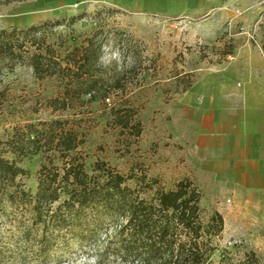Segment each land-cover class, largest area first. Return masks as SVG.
I'll return each instance as SVG.
<instances>
[{"label":"rangeland","instance_id":"obj_1","mask_svg":"<svg viewBox=\"0 0 264 264\" xmlns=\"http://www.w3.org/2000/svg\"><path fill=\"white\" fill-rule=\"evenodd\" d=\"M31 27L38 31L25 37L20 58L0 63V138L27 123L59 120L82 139L70 155L82 159L88 174L94 173L96 161H103L123 176L132 175L127 184L146 191L145 197L189 179L201 194L203 223L215 213L223 220L222 231L210 239V263L236 264L253 252L257 264H264V174L245 179L236 169L215 170L219 163L234 168L245 148L251 157L257 135L242 125L232 133L231 138H241L234 149L188 148L192 135L213 141L226 137L218 125L202 134L200 116L212 112L217 121L241 116L249 112V97L257 90L264 93V1L0 0V29L25 32ZM94 33L121 56L119 62H98L105 98L83 95L53 111L47 102L62 98L65 81L34 74L29 57L38 50L30 46L32 35L44 37L63 59ZM201 86L212 89L211 109ZM118 117H125L128 126L119 125ZM7 157L24 169L17 181L33 195L44 154ZM54 164L61 166L58 160ZM142 175L150 189L138 182ZM9 226L0 214L1 233ZM31 253L25 264H98L80 254L56 263Z\"/></svg>","mask_w":264,"mask_h":264},{"label":"trees","instance_id":"obj_2","mask_svg":"<svg viewBox=\"0 0 264 264\" xmlns=\"http://www.w3.org/2000/svg\"><path fill=\"white\" fill-rule=\"evenodd\" d=\"M37 31V27L25 32L0 29V63L20 58L25 37ZM19 35H24L21 41ZM98 35L94 33L63 59L45 44L44 37L32 35L30 46L38 50L29 57L34 74L60 76L65 81L62 98L47 102L53 111L68 108L83 95L105 98L98 64L103 44ZM124 119L118 117L117 122L127 127L129 121ZM64 124L59 120L39 127L27 123L0 138V214L10 225L5 234L0 231V264H25L28 251L39 261L56 263L68 254H80L98 264L108 260L114 264H211L210 239L222 231L223 220L215 213L203 223L201 194L192 181L184 179L172 190H156L145 197L146 191L127 184L132 175L123 176L103 161H96L94 173L88 174L82 159L70 155L82 139ZM37 153L44 154V162L32 195L17 181L24 169L7 155L20 158ZM144 179L142 175L138 182L150 189ZM236 264H257V258L248 252Z\"/></svg>","mask_w":264,"mask_h":264},{"label":"crops","instance_id":"obj_3","mask_svg":"<svg viewBox=\"0 0 264 264\" xmlns=\"http://www.w3.org/2000/svg\"><path fill=\"white\" fill-rule=\"evenodd\" d=\"M198 90L201 93L206 92L208 95L206 107L208 109L213 108L215 104V98L210 94L212 89L201 86ZM233 92H235V90H233ZM249 101V112H245L243 115L238 117L230 116L224 121H221L220 119L217 121L212 112H208L206 115L200 116L199 121L197 122V128L202 131V134H204L206 131L208 133H212L215 130V127L218 125L217 128H219V130H221L223 135H226V137L222 138L221 140L217 139L213 141L203 135L194 137L192 135V138H190L188 144V148L195 146L199 149L208 150L214 148L220 149L221 147L229 145L230 148L234 149L241 142V138H231L232 133L236 131V127L238 128L239 126L243 125V127L247 129L248 126H250L251 131L258 137V148L256 149L255 153H253V155L250 157L246 152L247 148H245V150L240 155V162L236 163L234 168L229 166V163H219L218 165H215V170L224 172L227 170L229 171L230 169H236L241 171V175H243L245 179H247L248 175H253L256 178L258 176V179H261L264 174V93L257 90L255 94L249 97ZM248 142L249 141H246L245 144H248Z\"/></svg>","mask_w":264,"mask_h":264},{"label":"clouds","instance_id":"obj_4","mask_svg":"<svg viewBox=\"0 0 264 264\" xmlns=\"http://www.w3.org/2000/svg\"><path fill=\"white\" fill-rule=\"evenodd\" d=\"M102 51L106 54L100 58L104 63H107L110 60H116L119 62L121 59L119 51L112 52L108 45H104Z\"/></svg>","mask_w":264,"mask_h":264},{"label":"built area","instance_id":"obj_5","mask_svg":"<svg viewBox=\"0 0 264 264\" xmlns=\"http://www.w3.org/2000/svg\"><path fill=\"white\" fill-rule=\"evenodd\" d=\"M264 1V0H263Z\"/></svg>","mask_w":264,"mask_h":264}]
</instances>
